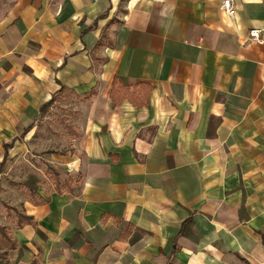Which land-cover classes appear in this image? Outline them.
Returning <instances> with one entry per match:
<instances>
[{
  "label": "crops",
  "instance_id": "0c3cea01",
  "mask_svg": "<svg viewBox=\"0 0 264 264\" xmlns=\"http://www.w3.org/2000/svg\"><path fill=\"white\" fill-rule=\"evenodd\" d=\"M222 5L0 0V160L56 94L77 132L61 192L10 205L35 225L6 210L9 264H264V0ZM113 76L148 103L114 105Z\"/></svg>",
  "mask_w": 264,
  "mask_h": 264
},
{
  "label": "rangeland",
  "instance_id": "374dc122",
  "mask_svg": "<svg viewBox=\"0 0 264 264\" xmlns=\"http://www.w3.org/2000/svg\"><path fill=\"white\" fill-rule=\"evenodd\" d=\"M54 99L51 106L34 119L31 130L26 134L27 139L13 151L12 157L7 155L2 158L0 224L9 221L8 216L4 218L6 206L29 198L28 181L33 180L37 188L41 185L46 194L55 172L49 160L54 155L68 156L71 150L69 141L74 136L72 132L77 133L76 126L71 123L76 112L69 106L74 96L61 93L56 94ZM7 184L11 185L10 189L3 188ZM36 198L39 200L42 196L38 193Z\"/></svg>",
  "mask_w": 264,
  "mask_h": 264
},
{
  "label": "trees",
  "instance_id": "16d2710c",
  "mask_svg": "<svg viewBox=\"0 0 264 264\" xmlns=\"http://www.w3.org/2000/svg\"><path fill=\"white\" fill-rule=\"evenodd\" d=\"M63 86H60V89H62ZM151 90L150 84L146 82H139L136 84H122L118 82L116 76H113L111 80V86L109 88V97L111 98L114 105L120 103L123 99H127L129 102H131L133 105L137 107H142L148 103L149 98V92ZM93 90H91L90 95L93 94ZM55 96V95H54ZM54 96H52L49 100L44 102L39 109L40 114L44 113L53 103ZM87 96V95H86ZM31 126H28L24 129V131L19 135L13 138V140L10 143H5L3 145L5 151H7L8 147H10L14 140H20L24 137L26 132L30 129ZM7 154V153H6ZM3 161L0 162V172L2 170ZM33 180L28 181V189L29 191V198L34 202L35 204L39 203H46L49 201V199L40 198L39 200L36 198V195H38L37 186L32 182ZM54 190L58 193L61 192L59 181L57 178V174L54 172ZM7 212L13 211L15 213V222L18 227H21L23 225H35L34 218L32 215H28L26 213H23L19 211L14 206H6ZM191 223V219H185L181 222L180 229L178 231L177 236L183 235L185 232V229L189 226ZM38 234L41 235V231L37 230ZM259 234L262 239V243L264 244V228L259 231ZM15 248V242L11 238V236L8 233L7 226L0 225V264H9L7 260V250L14 249ZM30 264H40L37 259H33Z\"/></svg>",
  "mask_w": 264,
  "mask_h": 264
},
{
  "label": "built area",
  "instance_id": "2783aa9c",
  "mask_svg": "<svg viewBox=\"0 0 264 264\" xmlns=\"http://www.w3.org/2000/svg\"><path fill=\"white\" fill-rule=\"evenodd\" d=\"M223 11L226 14H231L232 13V9H231V0H223ZM260 32L261 30L258 28H252L249 31V37L251 40H259L260 39Z\"/></svg>",
  "mask_w": 264,
  "mask_h": 264
}]
</instances>
